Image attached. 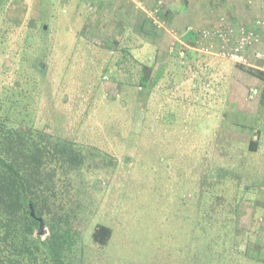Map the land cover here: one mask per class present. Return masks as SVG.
Returning a JSON list of instances; mask_svg holds the SVG:
<instances>
[{"label":"rangeland","instance_id":"1","mask_svg":"<svg viewBox=\"0 0 264 264\" xmlns=\"http://www.w3.org/2000/svg\"><path fill=\"white\" fill-rule=\"evenodd\" d=\"M73 9L0 0V101L77 149L81 164L59 176L81 230L75 263L264 264L263 77L238 66L228 95L206 68L193 94L160 86L156 112L135 64L78 37Z\"/></svg>","mask_w":264,"mask_h":264},{"label":"crops","instance_id":"2","mask_svg":"<svg viewBox=\"0 0 264 264\" xmlns=\"http://www.w3.org/2000/svg\"><path fill=\"white\" fill-rule=\"evenodd\" d=\"M71 3L75 13L79 8L78 15L84 20V31H78V37L100 41L112 52L128 56L138 77L141 65L150 66L148 101L156 112L162 108L156 106L160 86L168 84L179 93L187 90L192 93L190 75H196L191 85L201 87L206 68L214 71L211 76L216 74L213 83L230 85L228 95L232 86L236 88V73L241 66L220 55L218 38L206 40L213 45L211 50H200L199 31L221 24L254 26L263 37L258 46L264 50V26L257 25L258 19L264 20V0H85L86 4L84 0H71ZM125 61H117V65L123 68L124 64L126 70L130 65ZM251 63V67L262 71L263 59L253 58ZM261 76L264 79V74ZM257 88L255 97L260 93Z\"/></svg>","mask_w":264,"mask_h":264},{"label":"trees","instance_id":"3","mask_svg":"<svg viewBox=\"0 0 264 264\" xmlns=\"http://www.w3.org/2000/svg\"><path fill=\"white\" fill-rule=\"evenodd\" d=\"M4 64L8 65L6 60ZM140 70L145 85L152 69L143 64ZM260 104L264 106V91ZM6 108L0 101V264H76L75 255L84 250L81 230L75 226L76 217L61 190L59 176L81 164L75 159L77 149L46 129L22 126L17 114ZM250 148L256 150L258 142L251 141ZM30 204L44 218L46 234L38 233L39 221L31 215ZM111 232L108 226L98 225L93 237L105 243Z\"/></svg>","mask_w":264,"mask_h":264},{"label":"built area","instance_id":"4","mask_svg":"<svg viewBox=\"0 0 264 264\" xmlns=\"http://www.w3.org/2000/svg\"><path fill=\"white\" fill-rule=\"evenodd\" d=\"M257 25L264 26V20L258 19ZM199 36L200 41H198L197 47L202 51L211 50L213 45L207 43L206 40L215 37L220 40V55L223 57L245 66H251L253 58L264 60V50L258 46L263 41V37L254 26L243 23L237 25L221 24L199 31ZM260 69L264 74V64ZM258 92V88H252L250 98H254Z\"/></svg>","mask_w":264,"mask_h":264},{"label":"water","instance_id":"5","mask_svg":"<svg viewBox=\"0 0 264 264\" xmlns=\"http://www.w3.org/2000/svg\"><path fill=\"white\" fill-rule=\"evenodd\" d=\"M30 208H31V215L39 221L38 233L39 234H45V233H47L48 230L46 228V223H45L44 218L42 216H38L36 214V210H35L33 204H30Z\"/></svg>","mask_w":264,"mask_h":264}]
</instances>
